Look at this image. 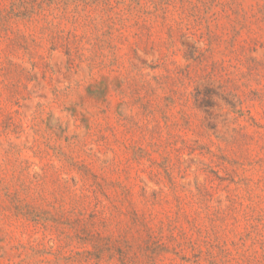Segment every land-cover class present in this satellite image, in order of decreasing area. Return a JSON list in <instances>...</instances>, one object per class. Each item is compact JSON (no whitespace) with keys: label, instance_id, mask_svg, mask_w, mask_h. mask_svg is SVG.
Wrapping results in <instances>:
<instances>
[{"label":"rangeland","instance_id":"obj_1","mask_svg":"<svg viewBox=\"0 0 264 264\" xmlns=\"http://www.w3.org/2000/svg\"><path fill=\"white\" fill-rule=\"evenodd\" d=\"M0 264H264V0H0Z\"/></svg>","mask_w":264,"mask_h":264}]
</instances>
